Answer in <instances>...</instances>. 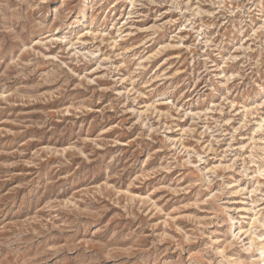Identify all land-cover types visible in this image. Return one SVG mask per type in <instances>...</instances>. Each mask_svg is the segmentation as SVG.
<instances>
[{
    "label": "rangeland",
    "instance_id": "374dc122",
    "mask_svg": "<svg viewBox=\"0 0 264 264\" xmlns=\"http://www.w3.org/2000/svg\"><path fill=\"white\" fill-rule=\"evenodd\" d=\"M0 264H264V0H0Z\"/></svg>",
    "mask_w": 264,
    "mask_h": 264
}]
</instances>
